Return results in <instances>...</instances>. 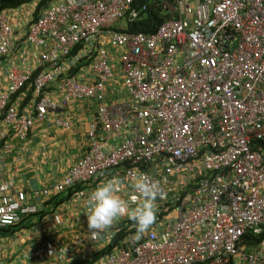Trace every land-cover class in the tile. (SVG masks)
Instances as JSON below:
<instances>
[{
	"label": "built area",
	"instance_id": "built-area-1",
	"mask_svg": "<svg viewBox=\"0 0 264 264\" xmlns=\"http://www.w3.org/2000/svg\"><path fill=\"white\" fill-rule=\"evenodd\" d=\"M35 5L25 43L37 61L7 71L0 142L11 131L26 139L59 107L52 85L62 104L96 103L82 156L60 181L34 192H71L67 201L78 203L85 221L66 220L57 205L41 247L30 248L36 264H264V0H52L36 16ZM151 7L164 15L156 30L127 31ZM11 16L0 11V59L16 41ZM82 62L92 81L70 73ZM29 83L25 113L14 98ZM110 84L127 96L108 97ZM54 122L70 126L62 115ZM137 172L166 192L157 198L156 223L126 239L136 229L124 216L91 239L90 192L119 177L130 201ZM37 212L13 180L0 184V228Z\"/></svg>",
	"mask_w": 264,
	"mask_h": 264
},
{
	"label": "crops",
	"instance_id": "crops-1",
	"mask_svg": "<svg viewBox=\"0 0 264 264\" xmlns=\"http://www.w3.org/2000/svg\"><path fill=\"white\" fill-rule=\"evenodd\" d=\"M32 7V5H24L17 9H7L12 14L11 20L16 28V41L9 56L0 59V91L5 88L6 74L13 64L29 68L36 64L37 51L25 43V33L31 21ZM81 66L75 72L77 77L83 81H92L94 75L88 65L82 64ZM110 85L108 97L122 99L127 96L125 89L118 90L114 84ZM49 91L57 100L59 107L49 111L44 120H36L26 139L19 140L14 131H11L8 137L0 142V184L13 180L17 189H22L27 193L28 202L36 204L38 208L37 213L23 216L19 227L0 229V231H9L12 234L17 232L19 236L14 241L0 238V264H36L35 247H41L43 239L48 235L49 220L57 205L61 208L66 220L81 216L77 202L66 200V204L65 202L57 204V200L68 193L44 198L35 196L34 192L60 181L72 164L82 156L87 146V125L94 118L96 103L91 99H83L62 104L61 96L53 85ZM22 93L14 99L19 103L20 109L28 113V106L33 95L26 102L28 91ZM59 115L69 120L68 128L54 122ZM0 126H2L1 123ZM81 218L85 221L84 216ZM65 230L67 229L62 231L68 232ZM58 233L60 235L63 232ZM68 233H70L68 238H72L73 234H78L76 231ZM21 244L24 247L18 252L16 249Z\"/></svg>",
	"mask_w": 264,
	"mask_h": 264
},
{
	"label": "clouds",
	"instance_id": "clouds-1",
	"mask_svg": "<svg viewBox=\"0 0 264 264\" xmlns=\"http://www.w3.org/2000/svg\"><path fill=\"white\" fill-rule=\"evenodd\" d=\"M33 3L29 5L33 6ZM124 183L119 177H111L100 182L88 195L86 217L91 239L124 216L133 222L132 227L140 234L149 231L156 223L157 198H166V192L159 182L150 181L144 173L137 172L130 181L135 192L130 201L122 198ZM133 203L135 206H130Z\"/></svg>",
	"mask_w": 264,
	"mask_h": 264
},
{
	"label": "trees",
	"instance_id": "trees-1",
	"mask_svg": "<svg viewBox=\"0 0 264 264\" xmlns=\"http://www.w3.org/2000/svg\"><path fill=\"white\" fill-rule=\"evenodd\" d=\"M34 1L36 2V5L34 7V15L36 16L38 14V12L43 7L48 5L52 0H0V11H2L4 9H6V10L11 9V8L17 9V8L24 6L26 3H28V5H29V4L33 3ZM163 18H164V15L162 12H160V10L154 9L152 7L148 8L146 11L142 12L138 18L131 20V21H128L127 31H129V32H144V33L154 32L156 30V28L158 27V25L163 21ZM82 63L86 64V62H82ZM82 63H79L76 67H74L70 73L76 72L80 68ZM36 72H38V71H35V73ZM32 87H33V84L29 83V84L25 85V87L22 89L23 92L26 90L28 91L27 97H26V102L28 99H30V97L32 95ZM22 91H21V93H22ZM71 194L72 193L69 192L65 197L58 199L57 204L62 203L63 201L67 200ZM127 222L130 224H133V222L130 220H128ZM20 225L21 224H17L16 226L19 227ZM123 226L125 227V225H123ZM10 231H13V230H10ZM123 233H124V231H122L120 234H123ZM249 236H253V235H247V237H249ZM247 237H245V239H244L245 245H247V243H249V240L247 239ZM259 239H260V237L256 238V240H259ZM245 250L247 251V249H245ZM98 255H99V253L95 254V256L91 259H94ZM90 261L91 260H89V259H74L70 262V264H87Z\"/></svg>",
	"mask_w": 264,
	"mask_h": 264
},
{
	"label": "rangeland",
	"instance_id": "rangeland-1",
	"mask_svg": "<svg viewBox=\"0 0 264 264\" xmlns=\"http://www.w3.org/2000/svg\"><path fill=\"white\" fill-rule=\"evenodd\" d=\"M25 5H28V3H26ZM109 48H112L111 46H109ZM16 237H19L18 236V233L15 232V233H10L9 231H0V238L1 239H7L9 241H14ZM140 237V234L137 232V231H134V232H131L130 234H128L126 236V239H130V238H134L136 240H138ZM17 245V244H16ZM24 246L21 244L20 246L17 247V251L20 252V249H22ZM10 260V259H9ZM7 261V260H6Z\"/></svg>",
	"mask_w": 264,
	"mask_h": 264
}]
</instances>
